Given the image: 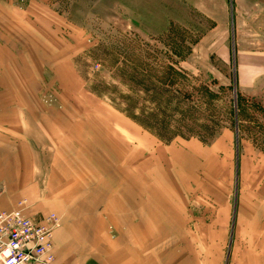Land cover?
<instances>
[{
	"label": "rangeland",
	"instance_id": "obj_1",
	"mask_svg": "<svg viewBox=\"0 0 264 264\" xmlns=\"http://www.w3.org/2000/svg\"><path fill=\"white\" fill-rule=\"evenodd\" d=\"M10 203L137 264H264V0H0Z\"/></svg>",
	"mask_w": 264,
	"mask_h": 264
},
{
	"label": "built area",
	"instance_id": "obj_2",
	"mask_svg": "<svg viewBox=\"0 0 264 264\" xmlns=\"http://www.w3.org/2000/svg\"><path fill=\"white\" fill-rule=\"evenodd\" d=\"M55 214L37 222L22 209L0 213V264H54Z\"/></svg>",
	"mask_w": 264,
	"mask_h": 264
},
{
	"label": "crops",
	"instance_id": "obj_3",
	"mask_svg": "<svg viewBox=\"0 0 264 264\" xmlns=\"http://www.w3.org/2000/svg\"><path fill=\"white\" fill-rule=\"evenodd\" d=\"M53 207L54 209H58L57 205H53ZM16 209L18 208H13V204L11 203L6 205V207L0 205V213L10 212ZM26 211L25 208L23 210L25 216H27ZM28 214L31 215L30 213ZM87 252L90 253L89 256H86L88 254ZM133 254L134 249H124L107 245L100 247V250L97 249L92 252L89 247L81 245L79 238L70 233L69 227L67 224L62 223V221L55 231V264H137L134 262Z\"/></svg>",
	"mask_w": 264,
	"mask_h": 264
}]
</instances>
